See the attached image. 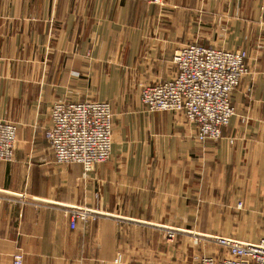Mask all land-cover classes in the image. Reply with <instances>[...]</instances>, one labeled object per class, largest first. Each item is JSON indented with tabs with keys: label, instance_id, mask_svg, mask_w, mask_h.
<instances>
[{
	"label": "crops",
	"instance_id": "1",
	"mask_svg": "<svg viewBox=\"0 0 264 264\" xmlns=\"http://www.w3.org/2000/svg\"><path fill=\"white\" fill-rule=\"evenodd\" d=\"M191 43L247 53L234 115L203 144L181 113L139 101ZM87 100L114 114L111 156L89 172L56 163L45 138L54 103ZM0 120L17 131L13 161H0V264L18 253L23 264H194L214 253L202 237L254 243L264 237V0H0ZM70 207L105 216L72 229Z\"/></svg>",
	"mask_w": 264,
	"mask_h": 264
},
{
	"label": "built area",
	"instance_id": "2",
	"mask_svg": "<svg viewBox=\"0 0 264 264\" xmlns=\"http://www.w3.org/2000/svg\"><path fill=\"white\" fill-rule=\"evenodd\" d=\"M171 61L175 75L162 83L144 85L141 105L149 113H181L194 126L199 143L218 141L234 115L231 94L248 73L247 53L191 43L176 51ZM50 118L45 138L56 163L79 164L89 172L108 161L114 132L109 102H57L51 107ZM16 133L14 124L0 120V161H13ZM66 214L72 229L78 222L96 223L105 216L85 207H70ZM174 237L168 232V240ZM215 242L223 255H202L194 264H264V239L252 243L221 237ZM120 261L118 256L115 263ZM13 264H23L21 253L13 256Z\"/></svg>",
	"mask_w": 264,
	"mask_h": 264
},
{
	"label": "rangeland",
	"instance_id": "3",
	"mask_svg": "<svg viewBox=\"0 0 264 264\" xmlns=\"http://www.w3.org/2000/svg\"><path fill=\"white\" fill-rule=\"evenodd\" d=\"M237 211H235L236 212V215H239V213L241 212V207H242V204L241 203H238L237 204ZM242 229L243 227H236V226H232V227H229V229L231 230V229H233V230H231V231H234V232H236L238 229ZM201 237V236H200ZM221 237H223V236H218V235H213V236H209V237H202L203 239H207V240H205L204 241V247H206V250L208 249V248H210L211 249V252L213 251L214 253L213 254H211L212 256H214V254L216 255V254H220V256L221 255H223V251L217 246V244H216V239H218V238H221ZM261 237H263V236H261ZM261 237H258L257 238V240L260 238V239H264V237L263 238H261ZM260 239L258 240V241H260ZM257 240H255V241H257ZM254 241V242H255ZM257 241V242H258ZM207 256V255H206Z\"/></svg>",
	"mask_w": 264,
	"mask_h": 264
}]
</instances>
